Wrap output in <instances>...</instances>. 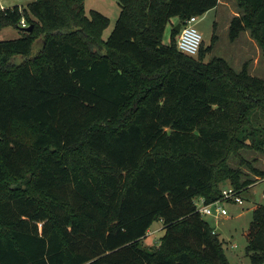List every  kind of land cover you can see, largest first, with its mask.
<instances>
[{"label": "trees", "instance_id": "16d2710c", "mask_svg": "<svg viewBox=\"0 0 264 264\" xmlns=\"http://www.w3.org/2000/svg\"><path fill=\"white\" fill-rule=\"evenodd\" d=\"M218 1L118 0L105 39L109 18L84 0L0 9V28L22 32L0 40V264H231L196 201L253 184L242 166L264 177L241 153L264 154V78L204 60L216 22L196 56L175 30ZM237 3L229 39L248 28L264 55V0ZM157 220L160 243L144 248ZM245 237L264 264V204Z\"/></svg>", "mask_w": 264, "mask_h": 264}, {"label": "rangeland", "instance_id": "374dc122", "mask_svg": "<svg viewBox=\"0 0 264 264\" xmlns=\"http://www.w3.org/2000/svg\"><path fill=\"white\" fill-rule=\"evenodd\" d=\"M32 1L0 0V9L10 8L15 5L23 8L27 7ZM84 4L87 14H90L92 10H97L109 18V23L102 34L105 39L113 29L120 13L118 0H84ZM241 10L237 0H220L216 7L197 17L195 26L202 35L205 47L211 43V37L214 33L213 25L216 22V39L213 42L211 52L206 53L204 60L208 61L213 56H220L225 58L237 70H240L246 63L251 74L264 78L263 50L251 34V30L248 28L242 30L234 41L229 39L230 21ZM21 35V30L14 25L0 28V40L15 39ZM170 38L171 26L168 24L163 40L165 43H169ZM38 44H36L35 50H37ZM254 116L256 123L264 128V114L258 111ZM261 134H264V129ZM241 153L248 160H253V164L257 168L264 170L263 153L253 149H242ZM230 164L233 167L238 166V162L234 158L231 159ZM241 168L244 172L243 178L251 177L255 180L253 184L240 192L243 202L238 203L231 199H224L220 202V205L226 209L227 214L217 216L214 212L215 206H212L214 213L203 215V217L215 229L219 237L224 240V251L231 264H256L251 261V257L246 251L247 240L245 231L253 218L254 206L264 204V177H256L246 166ZM226 186H231L229 181H225L223 187ZM163 226V222L159 220L152 223L141 241L144 248H152L160 243Z\"/></svg>", "mask_w": 264, "mask_h": 264}, {"label": "built area", "instance_id": "2783aa9c", "mask_svg": "<svg viewBox=\"0 0 264 264\" xmlns=\"http://www.w3.org/2000/svg\"><path fill=\"white\" fill-rule=\"evenodd\" d=\"M197 17L198 16L196 15H192L182 23L176 40L178 50L190 56H196L198 54L203 42L202 35L195 26ZM20 23L21 26L27 27L24 19H21ZM224 199H231L238 203L243 202L241 193L235 190L232 186H226L222 189V198L220 200L207 204L204 202L203 198H199L196 201L197 210L201 215H209L214 212L217 216L225 215L227 214V211L220 205V202ZM212 206H215L214 212Z\"/></svg>", "mask_w": 264, "mask_h": 264}, {"label": "water", "instance_id": "95a60500", "mask_svg": "<svg viewBox=\"0 0 264 264\" xmlns=\"http://www.w3.org/2000/svg\"><path fill=\"white\" fill-rule=\"evenodd\" d=\"M181 25H182V22H181V21H178V22L176 23V25H175V30H176L177 32L180 31V29H181ZM30 29H31L30 26H28V27L25 28L26 31H29Z\"/></svg>", "mask_w": 264, "mask_h": 264}, {"label": "crops", "instance_id": "0c3cea01", "mask_svg": "<svg viewBox=\"0 0 264 264\" xmlns=\"http://www.w3.org/2000/svg\"><path fill=\"white\" fill-rule=\"evenodd\" d=\"M219 1H220V0H219ZM219 1H218V2H219Z\"/></svg>", "mask_w": 264, "mask_h": 264}]
</instances>
